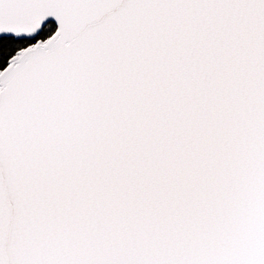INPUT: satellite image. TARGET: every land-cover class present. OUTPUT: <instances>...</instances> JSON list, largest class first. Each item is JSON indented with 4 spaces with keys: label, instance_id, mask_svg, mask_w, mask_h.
I'll return each instance as SVG.
<instances>
[{
    "label": "snow or ice",
    "instance_id": "snow-or-ice-1",
    "mask_svg": "<svg viewBox=\"0 0 264 264\" xmlns=\"http://www.w3.org/2000/svg\"><path fill=\"white\" fill-rule=\"evenodd\" d=\"M0 264H264V0H0Z\"/></svg>",
    "mask_w": 264,
    "mask_h": 264
}]
</instances>
